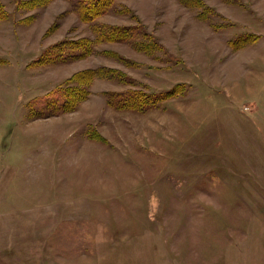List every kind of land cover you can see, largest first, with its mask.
<instances>
[{"label": "rangeland", "instance_id": "obj_1", "mask_svg": "<svg viewBox=\"0 0 264 264\" xmlns=\"http://www.w3.org/2000/svg\"><path fill=\"white\" fill-rule=\"evenodd\" d=\"M78 1L0 0V264H264V0Z\"/></svg>", "mask_w": 264, "mask_h": 264}, {"label": "trees", "instance_id": "obj_2", "mask_svg": "<svg viewBox=\"0 0 264 264\" xmlns=\"http://www.w3.org/2000/svg\"><path fill=\"white\" fill-rule=\"evenodd\" d=\"M77 6H79V7H81V8H83L85 11H87L89 14H90V16L89 17H93L92 16V13H102L103 11H104V9H106V8H103V9H101V8H97L96 10H97V12H96V10L94 9V5L95 6H97V7H104L105 5H107V0H79L78 1V3L76 4ZM3 8H2V5L0 4V19H2V16H3ZM115 30V29H114ZM131 30V28L130 27H126V28H123V29H121L120 31L121 32H129ZM116 31H118V30H116ZM119 32V31H118ZM120 33V32H119ZM130 33V32H129ZM121 38V37H120ZM124 39V38H123ZM52 100V99H51ZM50 100V101H51ZM57 100H58V98H57ZM56 100V101H57ZM51 103H53V101L51 102ZM66 103V102H65ZM52 105H54V103L52 104ZM51 105V106H52ZM56 105V104H55ZM54 105V106H55ZM64 105V104H63Z\"/></svg>", "mask_w": 264, "mask_h": 264}]
</instances>
